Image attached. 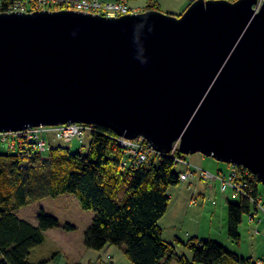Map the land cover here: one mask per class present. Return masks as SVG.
<instances>
[{"label": "water", "instance_id": "water-1", "mask_svg": "<svg viewBox=\"0 0 264 264\" xmlns=\"http://www.w3.org/2000/svg\"><path fill=\"white\" fill-rule=\"evenodd\" d=\"M66 123L165 154L179 141L264 185V0H197L180 15L0 13V132Z\"/></svg>", "mask_w": 264, "mask_h": 264}, {"label": "trees", "instance_id": "trees-1", "mask_svg": "<svg viewBox=\"0 0 264 264\" xmlns=\"http://www.w3.org/2000/svg\"><path fill=\"white\" fill-rule=\"evenodd\" d=\"M146 10L160 8L151 3ZM115 136L111 130L97 126L86 153L50 146L47 159L37 154L25 159L19 153L0 149V264L48 263H32L29 256L44 242L45 232L61 227V223L41 210L34 225L18 217L16 211L39 199L66 193L76 196L84 210L95 212L84 235L88 249L119 247L132 264H164L163 260L257 264V260L240 256L216 240L196 236L183 243L193 258L180 255L176 245L164 239L159 222L170 206L169 188L181 182L185 171H178L169 155L152 157L150 163L141 166H124L126 152ZM177 155L182 156L180 152ZM123 187L126 198L119 203ZM252 187L256 195L255 185ZM253 212L256 205L242 196L238 202L228 203V232L235 241L241 239L243 215ZM63 228L74 231L76 226L66 223Z\"/></svg>", "mask_w": 264, "mask_h": 264}, {"label": "rangeland", "instance_id": "rangeland-1", "mask_svg": "<svg viewBox=\"0 0 264 264\" xmlns=\"http://www.w3.org/2000/svg\"><path fill=\"white\" fill-rule=\"evenodd\" d=\"M151 3L157 4L160 11L173 15L182 14L190 5L187 0H130L131 7L138 12H142ZM92 138L91 131H88L83 135L82 141L74 139L72 142H65L62 139H58L56 134L51 132L48 137L49 145H47V151L43 156L47 159L50 146H62L68 148L71 152L81 151L86 153L89 150ZM0 149L11 151L8 143L0 144ZM185 157L187 159L186 163L191 166L179 163L176 165L178 171L188 172L190 168L199 167L214 174L219 173V171L228 174L232 166L213 157L205 156L202 153L187 154ZM124 160L129 161L127 157H124ZM259 190L264 195V185L261 183H259ZM169 194L171 196L169 211L162 222L165 232L164 238L176 245L177 252L180 255L184 254L190 259L193 258L191 250L183 242H187L190 238L196 236L202 239L216 240L231 251L246 258H253L254 260L264 258V214L261 212L256 215L258 219H261L260 222L258 219L251 221L249 214L243 215L239 226L241 234L239 242L229 235L228 203L240 200V195L234 190L228 189L223 192L219 182H206L198 178H190L187 182H180L176 186H171ZM125 198V187H123L117 201L122 203ZM192 200L194 202L191 203ZM41 210L57 218L61 223V227L49 230L47 236L45 232L44 242L31 251L30 262L51 261L52 255H54L53 250L58 247L57 239H61V233H65L66 235L71 234V238L74 239L73 253L76 257L84 256L89 252L86 259L92 253L93 256L97 257L98 264H108V249L94 250L84 246V235L95 217V212L84 210L76 196L66 193L56 197H45L18 209L16 214L21 219L37 225V216ZM66 223L75 225L76 229L74 231L65 230L63 226ZM58 233L60 234L56 236ZM78 247L80 249L83 248V250L79 252ZM118 249L120 250L121 248ZM126 259L131 263L127 257ZM163 262L164 264H180L177 260L172 262L163 260Z\"/></svg>", "mask_w": 264, "mask_h": 264}, {"label": "built area", "instance_id": "built-area-1", "mask_svg": "<svg viewBox=\"0 0 264 264\" xmlns=\"http://www.w3.org/2000/svg\"><path fill=\"white\" fill-rule=\"evenodd\" d=\"M189 4L197 0H187ZM235 1V0H232ZM261 5V4H260ZM260 5L257 7L259 9ZM39 10H74L83 13L95 15H103L106 17H120L126 14L138 13L131 7L130 0H0V13H31ZM97 125L84 123H66L57 126H38L26 127L16 132L1 131L0 144H9L12 152L19 153L22 158L30 159L35 154L45 157L43 154L47 151L49 145V133L56 134L58 139L65 142H72L74 139H80L88 131L94 130ZM118 144L124 148L126 157L129 161H123L124 166H141L150 163L152 157L160 158L163 156H171L176 164L186 163L185 155H177L179 152V141L173 146V150L169 154L158 152L149 142L142 136L135 139H128L123 136H115ZM249 170L232 165L228 174L223 171L219 173H211L203 168L195 167L189 169L180 176L181 182H186L190 178H198L206 182H219L223 192L228 189L234 190L240 196L249 199L256 205V212L250 215V220L258 219L256 216L259 212L264 214V195L259 190V180L254 178ZM253 182V183H252ZM255 185L257 189L256 195H253ZM260 222L261 219H258ZM108 264H112V256L107 257ZM257 264H264V258L257 259Z\"/></svg>", "mask_w": 264, "mask_h": 264}, {"label": "crops", "instance_id": "crops-1", "mask_svg": "<svg viewBox=\"0 0 264 264\" xmlns=\"http://www.w3.org/2000/svg\"><path fill=\"white\" fill-rule=\"evenodd\" d=\"M192 202L194 201L192 200L191 203ZM168 211H167V214H168ZM167 214L164 215L163 218L159 222V225L163 231V237H165L164 235L165 232H164V227L162 225V222L164 218H166ZM48 233H49V230L46 232V236ZM59 234L60 233H58L56 236H58ZM57 241H58V247L54 248L53 250L54 255H52L51 261H48V263L46 264H98L97 257L93 256L92 253H90L87 259L86 257L89 254V252L86 253L84 256L82 255H80V257L75 256V254L73 253L74 239L71 238V234L66 235L65 233H61V239H57ZM118 248L114 246L105 248V249H108L109 251L108 255L110 254L112 256V264H131L127 261L125 254H124V250L123 249L119 250ZM78 249H79V252L83 250V248L80 249V247H78ZM98 257H101V256H98Z\"/></svg>", "mask_w": 264, "mask_h": 264}, {"label": "bare ground", "instance_id": "bare-ground-1", "mask_svg": "<svg viewBox=\"0 0 264 264\" xmlns=\"http://www.w3.org/2000/svg\"><path fill=\"white\" fill-rule=\"evenodd\" d=\"M180 152V151H179ZM182 154V153H181Z\"/></svg>", "mask_w": 264, "mask_h": 264}]
</instances>
